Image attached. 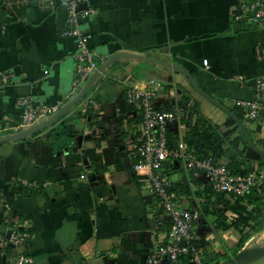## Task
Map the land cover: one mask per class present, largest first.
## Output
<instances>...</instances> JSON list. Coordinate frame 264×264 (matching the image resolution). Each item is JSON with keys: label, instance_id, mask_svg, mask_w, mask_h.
Here are the masks:
<instances>
[{"label": "crops", "instance_id": "1", "mask_svg": "<svg viewBox=\"0 0 264 264\" xmlns=\"http://www.w3.org/2000/svg\"><path fill=\"white\" fill-rule=\"evenodd\" d=\"M66 1L0 0V72L7 75L5 83L0 80V135L16 131L21 98L33 108L58 110L82 86H76V40L61 34ZM241 1L251 0H90L95 12L82 18L80 28L89 35L98 64L116 52L178 62L213 98L244 112L252 140L264 147V57L255 54V46L264 45V17L254 24L240 12L235 20ZM149 79L160 82L159 108L193 100L195 113L181 132L190 153L204 156L198 137L214 128L223 138L224 153L207 154L233 171L264 172V158L245 156L243 142H234L238 130L222 127L228 115L184 74L122 59L107 66L74 106L29 141L0 142V252L12 219L25 218L31 225L27 249L33 264H145L149 248L164 241L171 226L144 177L133 171L130 156L142 111L127 102V91L144 88ZM90 96L94 105L86 104ZM250 100L258 103L260 119L248 118L247 107L236 103ZM170 137L174 146L176 135ZM33 141L40 142L36 153L29 151ZM168 174L169 191L200 212L194 239L200 263L217 264L241 249L239 231L217 225V211L224 208L219 199L236 198L202 188L201 177L180 161L170 163ZM0 264H9L1 253Z\"/></svg>", "mask_w": 264, "mask_h": 264}, {"label": "built area", "instance_id": "2", "mask_svg": "<svg viewBox=\"0 0 264 264\" xmlns=\"http://www.w3.org/2000/svg\"><path fill=\"white\" fill-rule=\"evenodd\" d=\"M65 26L61 34L76 40L74 52L76 86L83 85L97 67L96 53L88 45L89 35L80 28L84 16L94 13L90 0H67L64 4ZM247 13L252 23H260L264 17V0L241 1L234 19ZM255 54L264 57V45L255 46ZM207 65V59L203 60ZM0 80L5 83L7 75L0 72ZM262 85V82H259ZM160 82L149 79L144 88L132 86L127 91V102L138 106L142 111L141 129L130 152L134 158L132 169L144 177L145 186L156 198L163 212L171 221L165 240L153 244L146 255L145 264H201V250L194 244L195 229L200 212L188 208L169 191L171 186L168 174L171 162L180 161L185 170L201 177L202 188L213 193L244 196L250 189L259 190L264 184V172L233 171L212 154L197 157L188 151L187 142L181 132L190 116L195 113L192 99L174 100L169 109L159 108L156 98ZM247 107V117L260 119L258 103L255 100L236 102ZM87 105H94L93 97H88ZM21 111L15 130L27 127L42 117L53 114L57 107L33 108L27 98L19 100ZM176 135L174 146L170 135ZM12 228L1 240V255L9 264H33L27 245L30 239V223L25 218H13Z\"/></svg>", "mask_w": 264, "mask_h": 264}, {"label": "water", "instance_id": "3", "mask_svg": "<svg viewBox=\"0 0 264 264\" xmlns=\"http://www.w3.org/2000/svg\"><path fill=\"white\" fill-rule=\"evenodd\" d=\"M122 59H129V60H140L146 63H154L161 65L165 68L171 69L174 72L182 73L184 74L195 90L204 98L209 100L211 103H213L215 106H217L219 109H221L223 112H225L229 117H231L235 124L238 126V129L240 130L241 134L243 135L247 145L261 158H264V147L258 146L255 144V142L252 140L249 132L246 129V126L241 121V119L227 106L223 105L221 102L213 98L209 93H207L205 90H203L194 79L193 75L188 71L185 67H183L178 62H168L165 60H161L152 56H147L143 54H136V53H129V52H116L102 60L97 67L94 69V71L90 74V76L87 78V80L84 82V84L80 87L78 92L65 104L60 106L58 110H56L53 114L48 115L47 117H42L38 119L33 124L22 127L19 130H16L11 133H6L0 135V142L7 141V140H14V139H20L25 138L26 141L30 140V136L39 132L40 130L48 127L51 125L60 115L65 113L69 108L74 106L84 95L85 93L92 87L95 80L99 76V74L107 68L110 64H113L119 60ZM264 229V224H263ZM261 257H264V243L256 246H243L241 249H239L235 254L224 258L217 264H248L250 262H253Z\"/></svg>", "mask_w": 264, "mask_h": 264}, {"label": "trees", "instance_id": "4", "mask_svg": "<svg viewBox=\"0 0 264 264\" xmlns=\"http://www.w3.org/2000/svg\"><path fill=\"white\" fill-rule=\"evenodd\" d=\"M232 110L237 114L241 121L246 124L244 112H242L238 108H233ZM61 125L66 127V124L64 123H61ZM230 125H233V128L231 130H238V135L235 138L234 142L235 145H237L239 141L243 142L244 149L246 151L245 156L249 159H262L247 145L241 132L238 129V126L235 124L234 120L228 116L227 121L222 124V127H227ZM231 130H228L225 135L231 133ZM210 131L211 134L208 133V130H204L206 134H204V137H198V143L201 149L205 152V154L203 153V155H208L207 152L212 151L213 155L216 154L219 156L224 153V151L220 147L221 143L223 142V138L217 136L214 128H210ZM39 143V141L29 142V151L36 153V146L40 145ZM188 144L195 145V142L188 141ZM220 195L219 197L221 198L222 194L220 193ZM263 195L264 191L261 187L259 194L256 193L255 189L252 188L244 196L236 197L234 202L219 199V202L223 203L224 208L220 211H217L218 215L220 216V221L217 223V225L222 228L233 226L239 231L241 236H246L251 230H259V227L264 220ZM228 218L230 219V224H223V220H226Z\"/></svg>", "mask_w": 264, "mask_h": 264}, {"label": "rangeland", "instance_id": "5", "mask_svg": "<svg viewBox=\"0 0 264 264\" xmlns=\"http://www.w3.org/2000/svg\"><path fill=\"white\" fill-rule=\"evenodd\" d=\"M207 102L208 101H206V104H207ZM208 104H210V103H208ZM263 224H264V220L261 223L259 230H251V231H249V233L246 236H242L240 243H239V247H240V245H242V246H256V245H260V244L264 243L263 237L261 235L262 229H263ZM255 233H260L258 238L253 237V235L255 236ZM248 264H264V257H261V258L255 260L253 262H250Z\"/></svg>", "mask_w": 264, "mask_h": 264}, {"label": "bare ground", "instance_id": "6", "mask_svg": "<svg viewBox=\"0 0 264 264\" xmlns=\"http://www.w3.org/2000/svg\"><path fill=\"white\" fill-rule=\"evenodd\" d=\"M263 240H264V229H262V233H261Z\"/></svg>", "mask_w": 264, "mask_h": 264}]
</instances>
